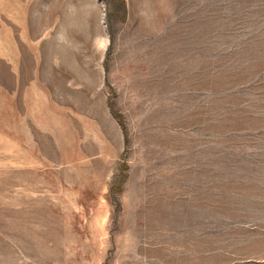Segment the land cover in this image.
Instances as JSON below:
<instances>
[{"label":"rangeland","instance_id":"rangeland-1","mask_svg":"<svg viewBox=\"0 0 264 264\" xmlns=\"http://www.w3.org/2000/svg\"><path fill=\"white\" fill-rule=\"evenodd\" d=\"M0 264H264V0H0Z\"/></svg>","mask_w":264,"mask_h":264}]
</instances>
